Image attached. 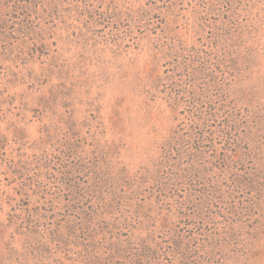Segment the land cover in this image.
Masks as SVG:
<instances>
[{
  "label": "rangeland",
  "instance_id": "374dc122",
  "mask_svg": "<svg viewBox=\"0 0 264 264\" xmlns=\"http://www.w3.org/2000/svg\"><path fill=\"white\" fill-rule=\"evenodd\" d=\"M0 264H264V0H0Z\"/></svg>",
  "mask_w": 264,
  "mask_h": 264
}]
</instances>
